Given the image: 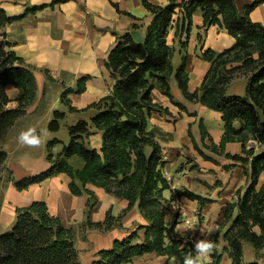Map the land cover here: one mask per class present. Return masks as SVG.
<instances>
[{"label": "trees", "instance_id": "16d2710c", "mask_svg": "<svg viewBox=\"0 0 264 264\" xmlns=\"http://www.w3.org/2000/svg\"><path fill=\"white\" fill-rule=\"evenodd\" d=\"M142 3L153 19L142 43H136L130 34L117 38L106 62L114 80L110 93L80 111L71 107L67 97L83 93L87 78L79 80L76 90L66 89L62 93L69 112L95 110L91 122L79 121L70 126V141L58 155L51 154V148L60 142H50L47 160L51 167L35 177L15 182V187L23 191L65 174L70 178L69 190L74 196H93L87 188L91 185L126 201V208L118 218L112 217L109 211L103 222L86 221L87 229L99 232L112 230L134 206L138 207L147 224L139 226L126 238L116 240L111 249L99 251L91 264H128L147 254L177 259L178 264H183L186 255L195 256L193 243L176 234L177 220L166 221L168 201L163 194L171 185L163 175L166 163L161 148L148 130V116L156 108L151 93L158 88L174 102L168 81L174 76L186 100L222 113L225 125L220 148L223 150L228 143H241L249 157L228 155L235 162L250 165L246 172L249 186L244 193L238 192L236 202L227 205L224 222L212 240L215 243L222 233L226 243L222 254L228 255L231 264H245L244 244L256 253L264 252V182L260 185V177L264 175V26L250 18V13L264 0H256L242 11L236 6V0H188L164 7L151 5L146 0ZM198 11L202 13V29L218 26L234 38L235 45L222 52L209 49L201 53V58L210 63V69L200 87L191 93L185 58L174 71V49L168 45L167 37L173 25L176 35L183 31L189 36L193 16ZM13 20L0 7V141L37 98L34 69L26 66L5 41L4 28ZM239 75L248 77L245 97L228 96V86ZM7 86L19 91L18 106L13 110L7 109L11 102ZM64 119L65 113L54 112L49 130L58 132ZM91 129L102 135L100 152L86 146L85 139ZM201 129L203 132L202 125ZM250 140L258 144L257 154L246 150ZM72 159H79L82 168L73 166ZM6 161L7 153L0 148V175L5 171ZM178 197L173 194L170 201ZM141 231L144 232L142 238ZM222 254L212 255L214 264H220ZM0 264L83 263L73 231L52 216L44 202H33L16 210L14 224L0 236Z\"/></svg>", "mask_w": 264, "mask_h": 264}, {"label": "crops", "instance_id": "0c3cea01", "mask_svg": "<svg viewBox=\"0 0 264 264\" xmlns=\"http://www.w3.org/2000/svg\"><path fill=\"white\" fill-rule=\"evenodd\" d=\"M146 1L164 7L188 0ZM254 1L236 0V6L242 11ZM0 7L14 19L4 28L5 41L26 66L34 69L37 85L35 102L0 141V146L7 153L6 170L12 174L1 195L0 233L12 227L18 208L33 202H44L49 213L73 231L82 263L91 264L99 251L111 249L116 240L126 238L139 226L147 224L138 207L134 206L112 230L99 232L87 229L86 221L103 222L109 211L112 217L118 218L126 208V201L91 185L87 188L93 196H74L69 190L70 178L65 174H58L23 191H17L14 185L17 181L47 171L51 167L47 160L50 142H60L51 148V154L58 155L70 141L68 128L79 121L90 123L96 114L93 109L69 112L62 101L64 90H76L79 80L87 78L83 93H72L67 97L71 107L78 111L87 109L108 95L114 80L106 62L117 44V38L130 34L136 43H142L153 16L142 0H0ZM32 8L39 9L29 11ZM250 18L264 26V3L250 13ZM202 26V13L198 11L193 16L189 36L183 31L176 35L173 25L167 37L168 45L174 49V71L185 58L188 90L191 93L200 87L210 69V63L201 58V53L209 49L222 52L235 45L234 38L226 30L211 26L205 31ZM184 43L186 46H183ZM168 81L174 102L158 88L152 91L151 98L156 108L148 116V130L161 148L166 163L163 175L171 185V189L163 194L168 201L166 221L175 218L178 222L176 234L194 245L196 239L213 240L219 225L224 222L227 205L236 202L238 192L244 193L249 186L246 172H249L250 165L235 162L228 155L249 157L243 152L241 143H228L223 150L220 148L225 125L222 113L186 100L174 76ZM248 86L247 78L237 77L229 85L227 95L244 98ZM6 93L11 100L7 109H16L19 91L7 86ZM55 111L65 113V119L56 133L49 130ZM29 127H35L38 132L45 130L44 143L38 149L21 147L17 141L18 134ZM85 143L88 148L100 152L101 133L91 129ZM246 150H254L256 154L260 151L254 140L248 142ZM76 168L81 169L82 163ZM3 180L6 181L5 178ZM263 182L264 175L260 177V185ZM173 188L179 195L176 201H170ZM194 218L198 220V225L192 236L184 221ZM143 233H139L141 238ZM214 244L216 247L212 255L222 254L226 246L222 233ZM244 256L243 250L245 262ZM253 258L264 264V252H255ZM128 264H178V260L147 254ZM220 264H231L226 253L222 254Z\"/></svg>", "mask_w": 264, "mask_h": 264}, {"label": "clouds", "instance_id": "9594fccd", "mask_svg": "<svg viewBox=\"0 0 264 264\" xmlns=\"http://www.w3.org/2000/svg\"><path fill=\"white\" fill-rule=\"evenodd\" d=\"M44 136L45 130L41 129L38 132L35 127H29L18 134L17 141L21 147L38 149L44 143ZM189 228L195 230L192 224H189ZM215 247L214 242L210 240L196 239L194 241L195 256L189 253L185 256L183 264H211V255Z\"/></svg>", "mask_w": 264, "mask_h": 264}, {"label": "rangeland", "instance_id": "374dc122", "mask_svg": "<svg viewBox=\"0 0 264 264\" xmlns=\"http://www.w3.org/2000/svg\"><path fill=\"white\" fill-rule=\"evenodd\" d=\"M243 76L244 75H239L238 77H243ZM244 77L248 79V77H246V76H244ZM0 148L2 149L1 146H0ZM80 163H81V161L79 159H72L71 160V164L73 166H75V167H78L80 165ZM11 177H12V174L8 170H6V167H5L4 173L0 175V201H1L2 192L5 189V185H6L7 181L11 179ZM3 178H5L6 181H4ZM17 182H19V181H17ZM16 190L19 191L17 188H16ZM5 232L6 231L1 232L0 233V236L3 235ZM243 250H244V254H245V256H244V259H245V262L244 263L245 264H251V263L256 262V260L253 258V256L255 255V251L252 249L251 246H249L248 244H244V249Z\"/></svg>", "mask_w": 264, "mask_h": 264}, {"label": "built area", "instance_id": "2783aa9c", "mask_svg": "<svg viewBox=\"0 0 264 264\" xmlns=\"http://www.w3.org/2000/svg\"><path fill=\"white\" fill-rule=\"evenodd\" d=\"M166 177V176H165ZM166 180H167V178H166ZM168 181V180H167ZM173 191H174V195H176V190H175V188H173ZM176 199L177 198H175L173 201H176ZM184 223L187 225V227H189V224H192V225H194V227H195V230H196V226L198 225V220L197 219H193V220H186V221H184ZM190 229V231H191V235L193 236V232L195 231H193V230H191V228H189ZM211 264H214L213 263V260H211Z\"/></svg>", "mask_w": 264, "mask_h": 264}]
</instances>
